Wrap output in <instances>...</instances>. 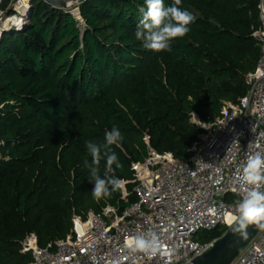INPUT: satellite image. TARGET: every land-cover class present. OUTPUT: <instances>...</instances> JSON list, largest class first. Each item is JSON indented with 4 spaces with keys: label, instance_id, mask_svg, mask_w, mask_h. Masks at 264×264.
I'll list each match as a JSON object with an SVG mask.
<instances>
[{
    "label": "trees",
    "instance_id": "1",
    "mask_svg": "<svg viewBox=\"0 0 264 264\" xmlns=\"http://www.w3.org/2000/svg\"><path fill=\"white\" fill-rule=\"evenodd\" d=\"M79 1L83 26L69 9L31 0L28 25L0 38V264L31 263L21 251L29 233L46 247L70 233L74 213L101 212L124 193L137 201L133 184L93 198L87 142L103 145L120 130L111 149L122 167L109 174L119 179H132V163L147 156L146 134L156 150L189 160L203 133L192 114L214 121L246 95L258 65L261 0H181L196 19L159 53L135 36L145 0ZM13 2L1 7L10 14ZM98 167L103 178L106 159Z\"/></svg>",
    "mask_w": 264,
    "mask_h": 264
},
{
    "label": "built area",
    "instance_id": "2",
    "mask_svg": "<svg viewBox=\"0 0 264 264\" xmlns=\"http://www.w3.org/2000/svg\"><path fill=\"white\" fill-rule=\"evenodd\" d=\"M23 1L29 6L20 12L18 29L28 25L31 9V0ZM254 36L260 57L246 77L248 92L237 102H225L212 122L192 114L203 133L190 146V159L156 150L146 134L147 156L132 163V179H121L122 190L133 184L137 201L130 202L124 193L116 205L108 204L101 212L74 213L70 233L46 247L40 246L36 233H29L21 251L31 255L30 264H189L215 241H196L195 235L235 225L232 218L238 216L245 187L238 172L250 152L264 153V20ZM148 233L157 235L158 251L133 252L126 246L129 237ZM231 264H264V229Z\"/></svg>",
    "mask_w": 264,
    "mask_h": 264
},
{
    "label": "clouds",
    "instance_id": "3",
    "mask_svg": "<svg viewBox=\"0 0 264 264\" xmlns=\"http://www.w3.org/2000/svg\"><path fill=\"white\" fill-rule=\"evenodd\" d=\"M179 5L181 0H174L168 7H165L164 0H145V7L139 9L141 18L135 33L136 39L143 41L145 49L157 53L171 51V41L184 37L190 31L189 25L196 17ZM258 7L261 19L264 20V2ZM122 139L120 130L114 126L111 131L106 132L103 145L87 142V150L92 161L91 164L85 161V166L90 169L91 181L94 182L92 189L94 199L110 197L114 191L122 187L121 179L109 175L122 167L118 156L111 149L112 145L118 146ZM102 158L106 159L103 178L99 175L98 167ZM238 179L245 186L244 195L237 205L238 216L232 219L236 225L234 231L246 235L249 226L264 229V191L261 190L264 188V153L250 152L242 170L238 172ZM126 246L133 252L153 253L159 250L160 242L155 233H148L129 237Z\"/></svg>",
    "mask_w": 264,
    "mask_h": 264
},
{
    "label": "water",
    "instance_id": "4",
    "mask_svg": "<svg viewBox=\"0 0 264 264\" xmlns=\"http://www.w3.org/2000/svg\"><path fill=\"white\" fill-rule=\"evenodd\" d=\"M56 8L68 10L78 0H45ZM32 9V8H31ZM30 9V12H31ZM236 225L214 241L207 252L193 259L189 264H231L247 244L261 231L256 226H249L247 234L234 231Z\"/></svg>",
    "mask_w": 264,
    "mask_h": 264
},
{
    "label": "rangeland",
    "instance_id": "5",
    "mask_svg": "<svg viewBox=\"0 0 264 264\" xmlns=\"http://www.w3.org/2000/svg\"><path fill=\"white\" fill-rule=\"evenodd\" d=\"M79 0L74 2L69 9H71L72 13L74 14L75 18L78 20V10L77 7H79ZM25 4V5H24ZM22 6L27 7L29 6V1H23V0H14V2L12 3V13H7V11H5L2 7H1V0H0V38H2V36L4 35V33L8 32V31H12L14 29H18L19 28V21L18 19L21 17V9ZM79 25L80 21L78 20ZM203 235V231H201L200 233H198L197 235H195L193 238L196 241H200L203 242L201 240Z\"/></svg>",
    "mask_w": 264,
    "mask_h": 264
},
{
    "label": "bare ground",
    "instance_id": "6",
    "mask_svg": "<svg viewBox=\"0 0 264 264\" xmlns=\"http://www.w3.org/2000/svg\"><path fill=\"white\" fill-rule=\"evenodd\" d=\"M25 5V4H24ZM26 8L27 7H24V6H22V8H20L22 11L21 12H23L24 13V11L26 10ZM28 9V8H27ZM18 21H20V20H18ZM21 22V21H20ZM21 24V23H20ZM230 217V216H229Z\"/></svg>",
    "mask_w": 264,
    "mask_h": 264
}]
</instances>
